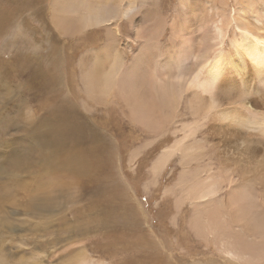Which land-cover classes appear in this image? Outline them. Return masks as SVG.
<instances>
[{"label":"bare ground","instance_id":"6f19581e","mask_svg":"<svg viewBox=\"0 0 264 264\" xmlns=\"http://www.w3.org/2000/svg\"><path fill=\"white\" fill-rule=\"evenodd\" d=\"M175 2L180 6L170 23L135 2L49 3L56 15L44 26L51 22L57 31L42 34L46 49L36 68L20 70L17 112L28 158L37 159L45 184L63 185L62 176H69L65 183L81 189L111 148L118 154L138 145L130 167L142 153L149 158L158 150L149 168L153 185L163 173L177 174L162 192L174 200L167 223L175 232L165 230L162 242L122 240L113 255L121 252L128 264H184L203 247L204 264H264V0ZM93 27L100 43L83 47ZM59 28L78 35L74 48L62 49L63 58L58 38L71 33ZM6 109L15 112L7 101L0 119Z\"/></svg>","mask_w":264,"mask_h":264},{"label":"rangeland","instance_id":"374dc122","mask_svg":"<svg viewBox=\"0 0 264 264\" xmlns=\"http://www.w3.org/2000/svg\"><path fill=\"white\" fill-rule=\"evenodd\" d=\"M53 1L0 0V68L4 65L8 72L2 75L4 70L1 68L0 107L11 101L15 110L10 113L12 109H6V119H0V264H128L119 252L122 240L131 243L144 236L146 242H162L166 239L165 230L175 232L167 223L174 213V200L171 194L162 198V192L175 182L177 174L163 173L154 186L149 168L158 150L149 158L142 153L130 167L129 155L138 148L134 145L121 149L118 154H114L111 148V156L103 159L102 167L106 168L86 177V184H82L81 189L65 183L69 176H62L63 185L45 184L37 159L28 158L22 115L17 109L22 102L24 87V74L20 70L24 66L31 70L36 68L42 50L46 49L41 44L42 34L57 31L51 22L45 25L47 31L44 26L53 13L56 15L49 4ZM153 1L155 4L158 0H109L118 5L135 2L148 16L154 13L156 21L170 23L176 19L175 10L172 15L171 12L175 4L180 6L178 2L159 0L160 5L154 9L145 7ZM183 2L202 5V0ZM124 22L120 23L123 33L132 37ZM167 27L166 24V31ZM104 28V25L98 26L101 31ZM59 29L62 34L67 32ZM94 30L93 27L85 31L87 41L84 40L83 47H95L100 43L94 39L96 34L91 35ZM67 33H71V37L60 34L59 45L55 44L58 45V58L64 55V47L73 45L74 48L78 42L75 32ZM168 36L169 30L162 39L165 47L169 45ZM122 40L118 44L121 50L126 45ZM52 41L45 44L53 46ZM65 41L67 46L63 44ZM163 45L161 50H165ZM131 46L134 48L136 43L132 42ZM65 50L70 51L69 48ZM123 53L130 56L127 49ZM75 74L78 81L77 71ZM186 207L183 206V212ZM188 215L186 212L184 218L187 219ZM159 220L162 221L161 228L157 227ZM103 238L108 244L102 242ZM171 239L174 241L175 238L171 236ZM116 249L120 254L113 255ZM172 252L179 254L176 250ZM198 252L184 264H204L205 257L201 253L206 249L200 247Z\"/></svg>","mask_w":264,"mask_h":264}]
</instances>
